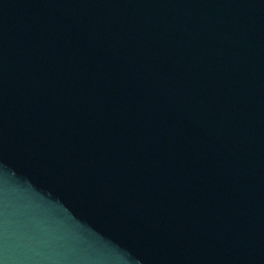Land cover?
I'll return each mask as SVG.
<instances>
[{
	"label": "water",
	"instance_id": "1",
	"mask_svg": "<svg viewBox=\"0 0 264 264\" xmlns=\"http://www.w3.org/2000/svg\"><path fill=\"white\" fill-rule=\"evenodd\" d=\"M156 0H0V264H170Z\"/></svg>",
	"mask_w": 264,
	"mask_h": 264
}]
</instances>
